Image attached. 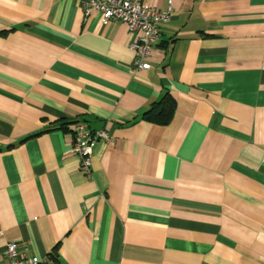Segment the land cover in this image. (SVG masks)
<instances>
[{"label":"crops","instance_id":"0c3cea01","mask_svg":"<svg viewBox=\"0 0 264 264\" xmlns=\"http://www.w3.org/2000/svg\"><path fill=\"white\" fill-rule=\"evenodd\" d=\"M84 1L0 0V264H264V0H145L172 7L149 69Z\"/></svg>","mask_w":264,"mask_h":264},{"label":"built area","instance_id":"2783aa9c","mask_svg":"<svg viewBox=\"0 0 264 264\" xmlns=\"http://www.w3.org/2000/svg\"><path fill=\"white\" fill-rule=\"evenodd\" d=\"M171 3V2H170ZM85 19L93 12L99 13L101 21L125 23L131 33L137 34L132 42L135 51L134 64L137 69H149V58L158 42L161 27L171 18L172 7L160 11L145 0H85L83 5ZM73 153L81 161V169L85 174L92 173V144L99 139H107L106 130H92L83 121L76 122L73 127ZM3 264H42L43 260L30 252L29 247L21 243L8 242L4 250Z\"/></svg>","mask_w":264,"mask_h":264},{"label":"trees","instance_id":"16d2710c","mask_svg":"<svg viewBox=\"0 0 264 264\" xmlns=\"http://www.w3.org/2000/svg\"><path fill=\"white\" fill-rule=\"evenodd\" d=\"M175 108V101L169 93H166L164 98L159 103H154L151 109L144 114V118L151 122H158L162 124L168 123ZM81 120L75 121L79 122Z\"/></svg>","mask_w":264,"mask_h":264}]
</instances>
